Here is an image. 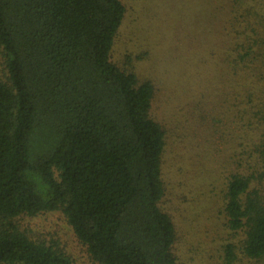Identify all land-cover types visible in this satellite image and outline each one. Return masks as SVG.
<instances>
[{
    "label": "trees",
    "instance_id": "1",
    "mask_svg": "<svg viewBox=\"0 0 264 264\" xmlns=\"http://www.w3.org/2000/svg\"><path fill=\"white\" fill-rule=\"evenodd\" d=\"M238 147L225 246L264 258V0H220ZM121 0H0V264H73L22 216L60 211L97 264H181L161 208L165 132L154 87L111 60Z\"/></svg>",
    "mask_w": 264,
    "mask_h": 264
},
{
    "label": "rangeland",
    "instance_id": "2",
    "mask_svg": "<svg viewBox=\"0 0 264 264\" xmlns=\"http://www.w3.org/2000/svg\"><path fill=\"white\" fill-rule=\"evenodd\" d=\"M125 15L111 60L154 87L151 116L164 129L161 208L176 232L181 264H264L233 248L240 234L225 225V177L238 147L230 116L234 83L224 64L220 0H121ZM5 74L0 55V77ZM20 228L66 252L73 264H97L60 211L22 216Z\"/></svg>",
    "mask_w": 264,
    "mask_h": 264
}]
</instances>
